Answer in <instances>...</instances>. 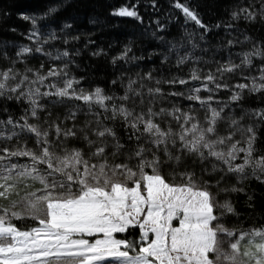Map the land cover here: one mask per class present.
<instances>
[{
  "label": "snow or ice",
  "instance_id": "obj_1",
  "mask_svg": "<svg viewBox=\"0 0 264 264\" xmlns=\"http://www.w3.org/2000/svg\"><path fill=\"white\" fill-rule=\"evenodd\" d=\"M174 7L182 11L186 21L195 22L205 33L210 31L187 4L176 0ZM55 11L56 8L50 7L47 14ZM112 14L141 19L136 10L127 7ZM231 15L233 20L241 16L253 22L257 19V13L247 8L233 11ZM259 16L264 20V3ZM21 18L31 21L33 26L37 23L36 17L23 15ZM36 35L34 29L29 38ZM51 36L55 38V33ZM200 38L203 39V34ZM188 39L191 41L193 34L189 33ZM228 43L231 45L233 41ZM176 47L172 45L173 49ZM32 51L24 47L17 55ZM34 51L39 53L43 49L37 47ZM130 51L126 46L121 56L113 58V63L126 59ZM60 55L67 57L69 53L65 51ZM253 56L264 57V49L245 52L240 64L230 61L221 65L217 72L222 77L241 66H251ZM187 59V56H180L177 64H184ZM43 67L42 64L41 69ZM67 67V64L63 68L51 67L46 73L32 68L24 73L14 68L0 69V102L28 105L19 120L11 116L0 120V129L6 125L20 129V132L14 130L7 135L0 130V139L18 138L21 132L35 138V147H28L26 142L14 150L0 147V199L10 200V207L0 205V264H264V225L247 230L226 227L222 220L229 214L238 216L239 213L230 199L223 202L218 199L221 193L245 192L243 187L221 186L228 174H236L238 182L251 177L264 183V154L256 155L258 133L264 126V107L246 109L239 118L222 115L231 103L239 105L245 91L264 96V67L258 78H250L251 84H236V91H232L229 101L219 109L211 106L215 99L213 94L230 86L221 83L215 74L209 72L201 77L193 69L189 79L163 81L170 85L200 81V86L189 88L187 93L169 92L167 95L198 102L205 109L203 121L192 108L183 111L174 106L171 111L161 108L157 112L148 107L146 111L141 108L137 112L135 107H128L126 102L130 100L135 104L133 97H140V103H144V93L133 88L137 83L134 80H129L125 94L119 97L106 94L101 87L93 91L78 90L74 85H78L79 80L60 79L68 77ZM28 73H33L35 78L30 79ZM52 77L60 82H51L49 78ZM147 78H152L151 73ZM45 81H49L46 87L51 91H41L40 86H45ZM26 82L29 86L25 90ZM161 83V80L156 81L157 85ZM201 91L209 95L201 97ZM147 94L153 99L164 96L160 87L148 88ZM48 97L56 98L52 101L54 104L62 103L65 98L83 101L96 119L87 121L82 128L75 124L62 128L63 121L57 122L59 117L50 124L45 119L46 128L30 123V118L40 119V112L46 108L40 101ZM116 100L125 103H115ZM110 101L113 103L109 104ZM93 105L103 113L93 112ZM0 111H8L3 103H0ZM102 114L103 120L99 118ZM75 116L76 113L70 111L64 119L74 120ZM165 116H171L178 128L173 129L171 124L162 127L156 118ZM245 116L253 122L241 126ZM225 119L232 130L221 135L218 124ZM104 120L122 121L128 141H134L135 146L125 151L126 146L115 129L107 126ZM53 132L56 141L49 138ZM238 132L241 134L239 140L234 139ZM93 136L95 139L91 138ZM69 138L82 139L87 153L82 148L64 146ZM13 157H27L30 163H11ZM186 157H194V163L199 161L202 165L210 158L215 162L210 171L203 167L201 175L197 176L195 171L176 170ZM238 159L242 162L235 163ZM165 167L172 169L168 176L164 174ZM204 173L221 175L212 183L204 179ZM27 180L40 187L25 191L33 187L25 182ZM21 191H24L23 196ZM14 195L20 196L19 201L11 200ZM248 199L252 196L248 195ZM25 219L36 223L22 228L14 222ZM134 234L138 239L131 238Z\"/></svg>",
  "mask_w": 264,
  "mask_h": 264
},
{
  "label": "trees",
  "instance_id": "obj_2",
  "mask_svg": "<svg viewBox=\"0 0 264 264\" xmlns=\"http://www.w3.org/2000/svg\"><path fill=\"white\" fill-rule=\"evenodd\" d=\"M175 2L176 0H0V69L14 68L24 73L26 69L32 68L46 73L51 67L63 68L67 64L68 77L60 79L75 78L80 81L78 85H74L78 90L82 88L86 91H93L96 87H101L106 94L116 97L124 95L129 80H134L137 83L133 85V88L144 93V103H140V97H133L135 104L130 100L126 102L128 107H135L137 112L141 108L146 111L148 107H152L157 112L161 108L171 111L174 106L183 111L192 108L197 118L203 121L205 109L201 108L198 102L167 95L169 92L187 93L189 88L200 86L201 82L190 81L187 85H170L163 81L173 78L189 79L193 69H196L201 77L209 72L220 77L217 69L221 65L228 64L230 61L240 64L243 53L253 51L255 48L264 49V20H261L259 16L264 0H179L180 3L187 4L195 10L202 22L210 27V31L206 33L195 22L186 21L182 11L174 7ZM50 7L56 8V11L49 15L47 13ZM121 7L136 10L141 19L112 14ZM242 8L256 12L257 19L253 22L241 16V19L233 20L232 12H239ZM23 15L36 17V25L33 26L31 21L23 20L21 18ZM217 24L221 27H215ZM229 24L232 27H226ZM65 25H70V27H65ZM34 29L37 35L30 39V33ZM51 33H55V38H52ZM189 33L193 34L191 41L188 39ZM201 34H203V39L200 38ZM76 37L78 39H74ZM229 40L233 41L231 45L228 43ZM174 44L177 47L173 49ZM193 44L197 47H193ZM126 46L131 48L127 58L118 59L114 64L113 58L121 56ZM24 47L33 49V51L18 56L17 53ZM37 47H41L43 51L35 52L34 49ZM65 51L69 55L61 56L60 54ZM93 53L99 54L93 55ZM57 56L60 58L55 59ZM180 56H187L188 59L184 64L178 65L177 60ZM42 64L43 69H41ZM261 67H264V57L253 56L251 66H241L235 72L224 73L220 77V82L227 83L230 87L215 92L213 94L215 99L211 106L217 109L222 107L224 102L229 101L232 91H236L234 86L238 83L251 84L250 78H258ZM148 73H151V79L147 78ZM28 75L30 79L35 78L33 73H28ZM49 79L54 83L60 82L56 77ZM113 80L116 81L115 84L112 83ZM157 80H161L162 83L157 85ZM9 83L14 84L15 81ZM48 83L49 81H45V86H40L42 92L51 91L46 87ZM141 84L144 85L143 88L140 87ZM28 86L26 82L25 90ZM155 87L162 89L163 97L157 96L153 99L147 94L148 88ZM209 87H214V85H209ZM199 94L201 97L209 95L206 91H201ZM55 99V97L42 99L40 103L45 104L46 108L40 112V119L30 118L29 122L41 124L46 128L48 124L44 123L45 119L50 124L59 117L57 122L63 121L62 128H71L74 124L77 128H82L87 121L96 119L83 101L65 98L62 103L54 104L52 101ZM150 101H152L151 104ZM0 103L8 109L7 112L0 111V120H7L9 116L13 120H19V117L24 114V109L28 107L26 103L15 101ZM115 103L125 102L116 100ZM257 107H264V96L261 93L249 94L245 91L244 99L239 102V105L231 103L229 107L224 108L222 115L239 118L244 110ZM70 111L76 113L75 119L65 120L64 118ZM93 112L103 113V110L93 105ZM99 118L103 120V114ZM156 119L164 128H167L169 124L173 129L178 128L171 116ZM252 122L245 116L241 121V126ZM104 123L115 129L121 142L126 146L125 151L135 146L134 141H128V132L122 121L104 120ZM92 127H95V124ZM0 130L6 135L14 130L20 132V129H13L11 125H6ZM231 130L227 119L218 124V131L221 135H227ZM258 136L256 155L264 154V126H261ZM49 138L56 141L54 132ZM91 138L95 139L94 136ZM234 139H241V134L238 132ZM61 140L63 141V137ZM25 142L28 147H35V138L27 132H21L18 138L13 137L11 140L0 139V147L14 150L17 146H23ZM111 142L109 138V143ZM64 146L82 148L86 153L88 151L82 139L69 138L64 141ZM108 151L110 153L111 149ZM240 156L242 157L243 153ZM194 160V157H186L178 167H174L177 171L186 169L195 171L197 176H200L203 167H207L210 171L211 164L215 162L210 158L202 165L199 161L194 163ZM10 162L30 163L27 157H13ZM241 162L240 159L235 161V163ZM171 170L165 167L163 171L168 176ZM203 175L204 179L215 183L221 173L212 175L204 173ZM232 185L243 187L245 192L221 193L218 199L221 202L230 199L239 215L229 214L222 220V223L230 229L239 227L245 230L264 225V183L251 177L238 182L237 175L233 173L225 177L221 186L230 187ZM212 191L216 192V188ZM248 195L252 196L251 200L248 199ZM14 222L22 228L34 226L36 223L28 219ZM131 238L138 239V236L134 234Z\"/></svg>",
  "mask_w": 264,
  "mask_h": 264
},
{
  "label": "rangeland",
  "instance_id": "obj_3",
  "mask_svg": "<svg viewBox=\"0 0 264 264\" xmlns=\"http://www.w3.org/2000/svg\"><path fill=\"white\" fill-rule=\"evenodd\" d=\"M25 182L28 183V184L33 185L32 188L26 189L25 191H32V190H35V188L40 187V185H39L38 183L33 182V181H31V180H27V181H25ZM20 188H21V189L23 188V183H21ZM20 195L23 196V195H24V191H21ZM19 199H20V196H15V195H14V196L11 197V200L19 201ZM0 205H3L4 207H10V200L0 199ZM16 210H20V209H16ZM28 220H31V219H28ZM32 221H33V220H32ZM34 222H35V221H34ZM174 223H175V222H174Z\"/></svg>",
  "mask_w": 264,
  "mask_h": 264
}]
</instances>
